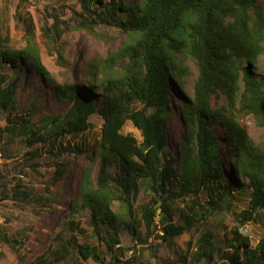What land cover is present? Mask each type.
<instances>
[{"label": "trees", "instance_id": "trees-1", "mask_svg": "<svg viewBox=\"0 0 264 264\" xmlns=\"http://www.w3.org/2000/svg\"><path fill=\"white\" fill-rule=\"evenodd\" d=\"M94 2L97 7L90 8V0H83L86 18L93 16L98 22L126 32L128 43L115 55L127 53L131 63L115 79L103 76L109 88L101 108L76 83L65 85L51 79L57 95L70 98L72 106L64 114L45 115L38 126L32 122L31 110L28 116L15 113L20 78L17 76L7 83V73L0 66V114L6 112L8 121L0 127V138L19 135L23 146L30 148L25 153L30 159L38 156L34 147L41 144L58 148L60 155L95 152L99 161L96 183L91 180L88 168L71 204L73 215L79 209L91 212L87 218L88 230L80 218L71 217L65 224L64 237L62 234L58 237L60 244L52 252L53 262L80 264V260L93 258L107 264L105 259L109 255V264H142L137 260V248L125 259L126 251L131 248L122 245V231L128 230L136 242L145 245L153 234L151 231L158 229L164 240L177 237L205 225L222 199L233 200L236 189L248 199V207L236 214L231 236L220 238L216 243L212 231L203 232L194 242L196 250L190 262L218 264L212 258L218 254L229 264H264V238L253 246L251 238L242 230L250 221L264 224V138L256 143L240 120L252 115L264 129V74L253 71L264 53V0ZM119 12L125 17H119ZM79 15L84 17L82 13ZM51 27L46 30L53 39ZM90 31L96 33L93 27ZM8 41L7 37L0 36V63L18 69L22 55H26L35 69L50 76L33 45L27 42L22 48L14 49L8 46ZM55 51L57 63L64 66L62 51L58 48ZM181 55L194 60L198 77L193 94L188 95L181 107L187 127L182 139L186 158L177 165V157L168 150V144L170 99L174 88L182 87L187 69ZM108 60L111 62L112 56ZM107 69L108 66L102 71ZM87 84L89 88L96 87L92 80ZM115 87L119 91L111 93ZM221 96L224 101L220 104L216 100ZM133 101L142 104V108L135 109ZM95 112L102 115L103 124L100 136L92 139L87 134L92 128L90 117ZM128 120L141 129L142 140L123 132ZM215 123L224 128L227 140L224 149H220L222 139L215 132ZM84 135L83 142L79 139L70 143L71 146L60 143L63 138L77 137V140ZM222 155L230 161L231 172L222 165ZM55 167L52 181L58 182L70 166L68 161L58 160ZM112 167L118 168L114 174L110 172ZM142 191L150 200L137 208L136 201ZM202 191L207 196L204 203L200 201ZM13 194L21 199L30 195L19 184ZM190 196H193L191 201L185 202ZM178 200L189 210L180 221L175 219ZM116 201L124 211L113 210ZM198 207L201 212L196 211ZM142 227L144 234L140 233ZM66 233L71 234L69 238ZM81 236L85 238L82 242ZM222 240L224 247L219 246ZM188 245L193 244L190 241ZM2 257L0 251V260ZM36 260L35 264H53L44 255Z\"/></svg>", "mask_w": 264, "mask_h": 264}, {"label": "rangeland", "instance_id": "rangeland-1", "mask_svg": "<svg viewBox=\"0 0 264 264\" xmlns=\"http://www.w3.org/2000/svg\"><path fill=\"white\" fill-rule=\"evenodd\" d=\"M108 1L111 0H106V2ZM124 1L135 2V0ZM258 1L262 2L263 0ZM89 7H97L94 0H90ZM80 13L84 17L80 16ZM86 15L83 0H0V36L9 39L8 46L10 48L21 47L27 42L29 46L33 45L40 56L41 64L50 74L49 77L41 74L33 66V61L26 55H22L18 69L8 68L2 62L0 63L3 72L7 73V83L17 76L20 78L17 88L19 104L15 113L28 116L31 110L32 122L39 126L45 115L64 114L69 111L72 106L71 99L58 96L56 85L51 79L65 85L76 83L79 90L89 99L97 101L98 108L102 107L103 96L109 88L104 78L115 79V76L122 75L121 70L127 64L130 67L131 63H129L127 53L115 55L125 43H128L129 36L117 26L98 22V20L92 19L93 16L88 19ZM118 16L125 17L123 12H119ZM52 25L53 27H51ZM49 27L54 31L50 32L54 35L53 39L50 38L49 31L46 30ZM91 27L95 30V34L90 31ZM52 47L62 51L64 66L57 63V52H53ZM110 56H112L111 62L108 60ZM181 57L182 64L187 69L182 78V87L174 88L173 96L170 99L168 144V150L177 157V165L182 164L186 158L182 139L186 134L187 127L182 117L181 107L188 95L193 94L194 83L198 77V69L194 60L182 55ZM107 66L110 70L107 69L103 72ZM253 71L264 74V53L259 56L258 64L254 65ZM89 80L94 81L96 87L89 88L87 84ZM116 87L111 93L119 91V88ZM216 101L221 104L224 97L221 96ZM133 107L140 109L142 104L133 101ZM240 120L247 127L249 135L256 143L263 141L264 129L258 125L254 116L246 115L240 117ZM7 123L6 112H2L0 127L3 128ZM102 124V115L95 112L90 117L92 128L87 137L98 138ZM215 124V132L222 139L220 149H224L227 144L224 128L218 123ZM123 132L131 133L139 140L143 139L142 131L137 129L131 120L124 124ZM85 136L79 137L77 140V137L74 139L66 137L60 143L71 146L74 141L78 142L79 139L83 142ZM34 148L38 152V156L35 159H30L25 154L30 148L23 146L19 135L12 137L11 134H8L0 138V251L3 254L0 264H35L36 259L41 255L47 257V260L53 264H73L72 262L67 263V261L54 263L52 252L60 244L58 237L60 234L63 235L65 224L71 217L80 218L83 226L88 230L87 218L91 212L88 209H79L78 214L73 215L74 210H72L71 204L88 168L91 180L96 183L99 173L97 155L94 154L95 152L77 156L64 152L60 155L58 148L52 149L48 145L43 147L41 144H37ZM222 158V165L227 172H231L230 161L225 155H222ZM58 160L68 161L70 167L58 182H53L52 178L56 172L55 164ZM117 170V167H112L110 172L114 174ZM17 184L28 190L29 197L21 199L18 195L13 194ZM233 192V200L227 202V198L222 199L218 204V209L208 218L205 225L199 226L198 229H189L177 237L164 240L160 237L162 236L161 229H158L151 231L153 234L149 237L148 244L145 245L136 242L128 230L122 231L120 237L122 245L131 248L126 251L125 259L132 254L134 248H137L139 249L137 260L142 264H165L168 262L191 264L192 253L196 250L194 242L199 236L210 230L215 234L214 242L216 243L220 238L230 237V228L234 225L236 214L248 207V199L243 198L240 191L236 189ZM192 197L187 198L185 202H190ZM149 200L150 196L143 191L140 192L136 207L142 208ZM206 200V193L202 191L200 201L204 203ZM113 210L122 212L124 207L116 201L113 204ZM196 211L201 212L202 210L198 207ZM187 213L189 214L188 207L184 206L183 201L178 200L175 219L180 221ZM156 218L158 219V217ZM242 230L251 238L253 246H256L264 238V224L261 221H250L243 226ZM140 233H145L144 227L140 229ZM70 235V233H66L67 238ZM80 239L81 242L85 240L82 236ZM91 241L97 243V240ZM190 241L193 244L191 247L188 245ZM224 245L225 242L222 240L219 246L224 247ZM185 256L186 260L183 259ZM212 258L218 260V264H229L227 261L221 260L218 254ZM105 260L109 264L110 256L107 255ZM80 264L101 263L89 258L86 261L80 260Z\"/></svg>", "mask_w": 264, "mask_h": 264}, {"label": "clouds", "instance_id": "clouds-1", "mask_svg": "<svg viewBox=\"0 0 264 264\" xmlns=\"http://www.w3.org/2000/svg\"><path fill=\"white\" fill-rule=\"evenodd\" d=\"M264 46V45H263ZM137 129H139V128H137ZM141 130V129H140Z\"/></svg>", "mask_w": 264, "mask_h": 264}]
</instances>
